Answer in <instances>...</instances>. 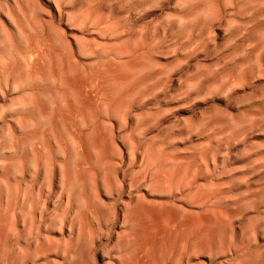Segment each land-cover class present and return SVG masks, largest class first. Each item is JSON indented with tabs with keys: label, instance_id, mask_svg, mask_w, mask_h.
<instances>
[{
	"label": "rangeland",
	"instance_id": "rangeland-1",
	"mask_svg": "<svg viewBox=\"0 0 264 264\" xmlns=\"http://www.w3.org/2000/svg\"><path fill=\"white\" fill-rule=\"evenodd\" d=\"M72 138L81 139L75 145ZM154 178L176 184L166 181L170 192ZM134 196L166 207L151 208L132 228L117 222V231L139 237L134 264H159V254L171 264L172 245L198 234L186 226L211 218L219 222L207 226L220 236L214 246L230 253L217 249L218 263L264 264V0H0V264L43 263L29 256L36 240L28 242L37 236L42 244L43 233L69 241L71 224L83 247L94 232L85 223L90 211L102 215L96 199L113 203L110 219ZM94 201L97 211L85 214ZM180 210L188 220L177 217ZM220 220L226 229L236 226L228 231ZM57 222L65 225L60 239ZM106 239L103 245L116 244ZM143 246L149 262L139 253ZM27 251L28 261L20 256ZM112 252L103 261L119 254Z\"/></svg>",
	"mask_w": 264,
	"mask_h": 264
},
{
	"label": "bare ground",
	"instance_id": "bare-ground-1",
	"mask_svg": "<svg viewBox=\"0 0 264 264\" xmlns=\"http://www.w3.org/2000/svg\"><path fill=\"white\" fill-rule=\"evenodd\" d=\"M82 18V17H81ZM78 22V21H77ZM83 22V21H82ZM31 24V23H30ZM32 28H34V26H32ZM34 30H35V28H34ZM37 31V30H36ZM38 34V33H37ZM39 37V36H38ZM27 41V40H26ZM41 43V42H40ZM40 45V44H39ZM61 45V44H60ZM31 46V45H30ZM38 46V45H37ZM44 48H42V50H43ZM59 49H62V48H59ZM91 49V48H90ZM96 49V48H95ZM99 49V48H98ZM90 51V50H89ZM34 52V51H33ZM63 52V51H62ZM61 52V53H62ZM91 52V51H90ZM11 53V52H10ZM60 53V54H61ZM64 53V52H63ZM66 53V52H65ZM93 53V52H92ZM124 53V52H123ZM23 55V54H22ZM45 55V54H44ZM63 55V54H62ZM89 55V54H88ZM18 56V55H17ZM46 56V55H45ZM16 57V56H15ZM36 58V57H35ZM43 58V57H42ZM63 58V57H62ZM25 61V60H24ZM59 62V61H58ZM28 63V62H27ZM7 64H8V62H7ZM41 64V63H40ZM114 67H115V65H114ZM67 69V68H66ZM112 69V68H111ZM59 76V75H58ZM46 77V76H45ZM60 77H61V75H60ZM81 77V76H80ZM99 77V76H98ZM77 78H79V77H77ZM59 79V78H58ZM96 80V79H95ZM97 81V80H96ZM59 84V83H58ZM93 84V83H92ZM100 85V84H99ZM60 86V85H59ZM62 87V86H61ZM61 87H60V89H61ZM100 87V86H99ZM92 88V87H91ZM106 89V88H105ZM65 92V91H64ZM62 93V92H61ZM68 97V96H67ZM70 97V96H69ZM93 97V96H92ZM97 97V96H96ZM99 97V96H98ZM72 100V99H71ZM54 103V102H53ZM52 103V104H53ZM86 104V103H85ZM20 105V104H19ZM23 106V105H22ZM52 107V106H51ZM70 108V107H69ZM107 109V108H106ZM76 113V112H75ZM85 113V112H84ZM71 114V113H70ZM74 114V113H73ZM82 114V113H81ZM53 115V114H52ZM55 115V114H54ZM77 115V114H76ZM60 116V115H59ZM75 116V115H74ZM45 117V116H44ZM80 117V116H79ZM76 118V117H75ZM78 118V117H77ZM84 118V117H83ZM55 119V118H54ZM80 119V118H79ZM70 120V119H69ZM87 120V119H86ZM58 121H60V120H58ZM76 121V120H75ZM86 122V121H85ZM86 124H87V122H86ZM106 127V126H105ZM217 127V126H216ZM66 131V130H65ZM143 131V130H142ZM104 132H106V131H104ZM70 133H71V131H70ZM71 135V134H70ZM166 135V134H165ZM73 137H74V135H73ZM77 138H78V136H76ZM81 137V136H80ZM86 137V136H85ZM91 137V136H90ZM113 137V136H112ZM158 137V136H157ZM19 138H20V136H19ZM71 138V137H70ZM76 138V139H77ZM105 138V137H104ZM114 138V137H113ZM75 139V140H76ZM81 138H79V139H77V140H80ZM111 139V138H110ZM216 139V138H215ZM71 140V139H70ZM74 140V141H75ZM105 140V139H104ZM72 141H73V138H72ZM73 141V142H74ZM81 141H83V140H81ZM106 141H107V139H106ZM86 142V141H85ZM85 142H83L84 143V145H85ZM90 142V141H89ZM82 143V142H81ZM77 144V142L75 141V145ZM97 144H99V145H101L100 143H98L97 142ZM105 144V143H104ZM106 144H107V142H106ZM92 145H94V143L92 144ZM99 145H97V146H99ZM109 145V144H108ZM147 146V145H146ZM149 146V145H148ZM77 148V147H76ZM80 148H81V146H80ZM150 148V147H149ZM32 149V148H31ZM41 149V148H40ZM78 149V148H77ZM82 149H84V148H82ZM86 149V148H85ZM161 149V148H160ZM143 152V151H142ZM141 152V153H142ZM77 153H78V151H77ZM198 154V153H197ZM213 160V159H212ZM88 161H89V159H88ZM77 164H78V162H77ZM118 164V163H117ZM158 164H159V162H158ZM207 166V165H206ZM121 167V166H120ZM160 167V166H159ZM76 170V169H75ZM146 170V169H145ZM76 173V172H75ZM110 174L112 173V172H109ZM108 173V174H109ZM114 173V172H113ZM113 173H112V175L111 176H115L116 174H114L113 175ZM169 173V172H168ZM70 174V173H69ZM106 175V177H110V174L109 175ZM61 175H63V174H61ZM66 175H68V174H65V176ZM82 175V176H81ZM80 176H79V174L78 175H74L75 177L76 176H78V178H80V177H83L84 176V174H81ZM102 175V174H101ZM57 176V175H56ZM64 176V175H63ZM64 176V177H65ZM71 176V178L70 179H73L74 180V177L72 178V174L70 175ZM69 176V177H70ZM88 176V175H87ZM66 177H68V176H66ZM68 177V178H69ZM85 177V176H84ZM83 177V178H84ZM91 177V176H90ZM93 177V176H92ZM91 177V178H92ZM98 177V176H97ZM97 177H95V178H97ZM99 177H101V176H99ZM103 177V176H102ZM106 177H103L104 179L106 178ZM144 177V176H143ZM163 177V176H162ZM178 177V176H177ZM59 178V177H58ZM82 178V179H83ZM91 178H88L87 177V179H86V177L84 178V181H85V179H86V181L88 182V180L89 181H91V180H93V179H91ZM112 178V177H111ZM117 178V177H116ZM151 178H153V177H151ZM65 179H67V178H65ZM65 179H63V180H65ZM77 179V178H76ZM91 179V180H90ZM108 179V178H107ZM114 178H112V180H113ZM150 179V178H149ZM157 179V182H156V180H155V178H154V182L157 184V183H159L158 182V178H156ZM180 179V178H179ZM62 180V179H61ZM73 180H70V181H68V182H70L71 184H70V186L72 185V182L71 181H73ZM99 180V179H98ZM112 180H110L111 182H113V185H116L114 182H115V179L112 181ZM117 180V179H116ZM161 180H163V179H160L159 181H160V183L161 182H163V181H161ZM185 180V179H184ZM76 181V180H75ZM79 181H82L81 179H79ZM86 181H85V183H86ZM148 181V180H147ZM149 181H152V184H154V182H153V179H151V180H149ZM166 181H167V184H168V181H169V178L167 179V178H165V183H166ZM171 181V180H170ZM169 181V183H171ZM189 181V180H188ZM118 182V181H117ZM64 183V182H63ZM62 183V184H63ZM83 183V182H82ZM91 183H93V181H91ZM91 183L89 182V184L91 185ZM160 183L159 184H157L158 185V187L159 186H161V188L163 187L162 185H160ZM164 182H163V184H165ZM173 184H176V183H174V182H172ZM171 183V184H172ZM67 184V183H66ZM69 184V183H68ZM78 184V183H77ZM135 184H137V183H135ZM134 184V185H135ZM140 184V183H139ZM149 184H151V182L149 183ZM148 184V185H149ZM156 184H154V185H156ZM167 184H165V186L167 185ZM64 185V184H63ZM82 185H84L85 186V184H82ZM93 185V184H92ZM91 185V186H92ZM118 185V184H117ZM153 185V187L152 188H154L155 186ZM178 185V184H177ZM69 186V185H68ZM78 186V185H77ZM79 186H80V183H79ZM121 185H119V187H120ZM132 186V185H131ZM168 186L169 185H167L166 186V188H168ZM171 186V185H170ZM170 186H169V188H170ZM173 186V185H172ZM73 187V186H72ZM86 187V186H85ZM114 187V186H113ZM118 186H117V188H119ZM133 187H135V186H133ZM132 187V188H133ZM148 187H151L150 185L148 186ZM157 187V186H156ZM174 187H175V185H174ZM75 188V187H74ZM83 188V187H82ZM114 188H116V186L114 187ZM131 188V187H130ZM160 188V187H159ZM169 188L167 189V190H169ZM173 188V187H172ZM226 188V187H225ZM94 189H95V186H94ZM94 189H92V191H94ZM102 189V188H101ZM100 189V190H101ZM112 189V188H111ZM120 189H122V187L120 188ZM72 190V189H71ZM70 190V191H71ZM89 190V189H88ZM91 190V189H90ZM96 190V189H95ZM100 190H99V192H100ZM113 190V189H112ZM112 190H108L107 192H109V191H112ZM144 190V189H143ZM74 191V190H73ZM91 191V193H93ZM115 191H117V189L115 190ZM170 192H171V188H170V190H169ZM213 190H211V193H210V191H209V193L210 194H214L213 192H212ZM114 192V191H113ZM200 192H202L201 193V195L202 196H205V195H207L206 193H204L203 191H200ZM207 192V191H206ZM217 191H215V193H216ZM71 193H74V192H71ZM122 192L120 191V194H121ZM156 193V192H155ZM196 193V192H195ZM195 193H194V195H195ZM218 193V192H217ZM68 194H70V193H68ZM96 194V192L94 191V195ZM98 194V193H97ZM101 194V193H100ZM111 195V193H108V195ZM115 194V193H114ZM120 194H118L117 193V196L118 195H120ZM130 194H132V193H129L128 194V196L130 195ZM108 196V197H110L111 198V196H112V198L114 197L113 195H111V196ZM125 195V194H124ZM123 195V196H124ZM194 195H192V198H193V196ZM198 195H200V193L198 194ZM217 195V194H216ZM216 195H214L213 197H215ZM96 196H98V195H96ZM126 196V195H125ZM141 196V195H140ZM139 196V197H140ZM196 196H197V194H196ZM196 196H194V197H196ZM201 196V197H202ZM207 196H209V194L207 195ZM207 196H205L206 198H208ZM212 196V195H211ZM210 196V197H211ZM71 197V196H70ZM94 197V196H93ZM99 197V196H98ZM127 197V196H126ZM130 197V196H129ZM128 197V198H129ZM134 197H136V196H134ZM139 197H136V198H134V199H136V200H132L133 202H135V203H129V204H126V203H123V205H120L119 207H117L116 208V210H118L117 212H121V214H122V210H125L126 212L125 213H127L126 215H125V213L123 214V215H121L120 213L119 214H115L116 213V211H114V210H112L113 208L112 207H110V206H113V203H109L110 205H108V204H105L106 202V200L104 201V202H102L100 199H96V200H98V202L96 203V205L97 206H99V209L101 208V213H102V215L100 216V212L98 213V214H95V213H93V211L92 210H94V208H92V210L90 211V214H89V210L91 209V207H96L95 209V211H97V206H94L95 205V202L96 201H94V204L93 205H88L89 207H86V210H88L87 208H90L87 212L83 209L82 211L83 212H85V214H89V218H87L86 216H85V214L83 213L82 215H84L86 218H87V221L86 220H84V219H86V218H84L83 216H81V214H80V218H79V215H78V222L77 223H79V221H80V223L79 224H81V222H83L81 225H83L82 227L85 229V227H84V225H86V224H88V226H91L92 227V229H93V231L94 232H92V234H91V236H88V237H86L85 236V238H83V247H79L78 246V244L80 245V244H82V243H80V240H79V242H78V244L76 243V240H75V235H76V233L74 232V230L72 229V227H73V225L71 224L72 223V221L75 219L76 221H77V219L74 217H72V219L73 220H71L70 219V224L71 225H69V227L71 226V228L69 229V233H71V235L73 236V238H71L69 241H66L67 240V238H66V240L65 241H57V238L56 239H54V240H52L51 238H49V236H44V233L43 234H41L43 231H42V229H41V235L43 236V238L41 237V239H43V243L41 244L40 242H38V239H36L37 238V236L35 237V236H33V237H35V239H31L28 243H30L32 240H36V242H33V243H31L30 245H31V248H29L30 250H31V253H29L28 251H27V255H22V254H20V256H22L21 258L23 259V257H24V259L26 258V256H28V253H29V256L30 257H32V258H39V260H40V258H43L44 259V262L43 263H40V264H134L135 263V259H137V256H138V254H135V251H134V249L132 250V247H133V245H135L136 244V242H137V238L139 239V237L137 236V233H129V234H127L126 232H123V231H120V230H118L117 231V229H116V224H117V222L119 221L120 222V224H123V225H128V226H130L131 228L133 227V226H135V223L137 222V220H139V218L140 217H148V219H149V212L151 211V208H152V205H155V206H157V204L155 203V202H148V201H146L145 200V197L144 198H141V199H139ZM198 197V196H197ZM200 197V196H199ZM200 197V198H201ZM205 197H203V198H205ZM212 197V198H213ZM111 198V199H112ZM191 197H189V199H190ZM191 198V199H192ZM199 198V199H200ZM205 198V199H206ZM212 198H211V201H212ZM123 199V198H122ZM190 199V200H191ZM209 200H210V198H208ZM223 199V198H222ZM115 200V199H114ZM194 200H196V198L194 199ZM201 200V202L200 201H198L199 202V204H204V206H205V203L206 202H204L203 203V201H202V199H200ZM71 201V200H70ZM129 201H130V198H129ZM193 201V200H192ZM191 201V202H192ZM197 201V200H196ZM205 201V200H204ZM210 201V202H211ZM198 202H194V203H197V206H199L198 205ZM209 202V201H208ZM222 202L224 203V200L223 201H221V204H222ZM71 203V202H70ZM169 203V202H168ZM194 203H193V206L195 207V205H194ZM160 204V203H159ZM167 204V203H166ZM189 204H192V203H189ZM207 204V203H206ZM210 204V203H209ZM209 204H208V206H209ZM160 205H162V204H160ZM71 206H72V204H71ZM163 206V205H162ZM169 206V205H168ZM171 206V205H170ZM192 206V205H191ZM192 206V207H193ZM196 206V207H197ZM223 206H224V204H223ZM53 207V206H52ZM74 207H75V205H74ZM116 207V206H115ZM149 207V208H148ZM256 209H259V208H257V206H254ZM253 207V208H254ZM66 208H68V205H67V207ZM70 208V207H69ZM85 208V207H84ZM154 208H156V207H154ZM172 208V207H171ZM179 208V207H178ZM181 208V207H180ZM183 208V207H182ZM197 208H204L203 207V205L201 206L200 205V207H197ZM76 209V208H75ZM74 208H73V210H75ZM78 209H80V208H78ZM153 209V208H152ZM165 209H166V207H165ZM165 209H162V208H158V210H162V211H164ZM168 209H170V207L168 208ZM167 209V210H168ZM174 209V208H173ZM252 209V208H251ZM153 210H155V211H158L157 209H153ZM184 210H185V208H184ZM184 210H180L181 212L177 215V213L179 212H177V210H176V215H177V217L181 220V221H183V220H185V218H187V220H188V217L186 216L187 215V213H186V211H184ZM187 210V209H186ZM193 210H195V209H193ZM201 210V209H200ZM207 210V209H206ZM68 211V210H67ZM70 211V210H69ZM78 211H80V210H78ZM77 211V212H78ZM82 211L80 212V213H82ZM94 211V212H95ZM100 211V210H99ZM112 211H114L113 212V214H115V215H117V217L115 218V215H114V218H115V220H113L112 221V218L110 217V219L108 218V215H110V214H112L111 212ZM208 211V210H207ZM239 211V210H238ZM241 211V210H240ZM255 211V210H254ZM257 211H259V210H257ZM75 212V211H74ZM77 212H76V214H77ZM93 214H92V213ZM165 212V211H164ZM193 212V211H192ZM202 212V211H201ZM203 212H204V210H203ZM243 212V211H242ZM250 212H251V210H250ZM249 212V213H250ZM70 213V212H69ZM71 213H73V211H71ZM97 213V212H96ZM160 213V212H159ZM208 213H211V212H209L208 211ZM233 213H235V212H233ZM236 213H237V211H236ZM240 213V212H239ZM239 213H237V214H239ZM254 213V212H253ZM75 214V213H74ZM74 214H72V216H74ZM75 214V215H76ZM175 214V213H174ZM192 214V213H191ZM214 214V213H213ZM210 215V216H208V217H210L211 218V216L213 217L214 215ZM222 214V213H221ZM226 214H228V213H226ZM237 214H233V215H237ZM245 214V213H244ZM99 215V216H98ZM203 215V214H202ZM201 215V216H202ZM229 215V214H228ZM228 215H226V216H228ZM240 216H241V214H239ZM239 215H237V216H239ZM243 215V214H242ZM159 218L161 219V220H164L163 219V217H164V213L163 212H161V215L159 214ZM198 216V215H197ZM216 216H218V215H216ZM215 216V217H216ZM230 216H232V215H230ZM243 216H245V215H243ZM252 216H253V214H252ZM84 219H83V218ZM101 219H100V218ZM195 217H196V215H195ZM205 217H207V214H205ZM207 217V218H208ZM233 217V216H232ZM257 217H258V214H257ZM262 217H264V216H262ZM54 218V217H53ZM71 218V217H70ZM82 218V219H81ZM113 218V219H114ZM189 218H191V217H189ZM198 218V217H197ZM207 218H205L206 220H207ZM209 218V219H210ZM222 218H225L224 216L222 217ZM227 218V217H226ZM228 218H229V216H228ZM227 218V219H228ZM241 218H243V217H241ZM241 218H240V220H241ZM147 219V218H146ZM156 219V218H155ZM178 219V220H179ZM193 219V218H192ZM195 219V218H194ZM199 219H201V218H199ZM198 219V220H199ZM205 219H201V220H205ZM208 219V220H209ZM213 218H211V222L213 221L212 220ZM217 219V218H216ZM225 220V219H223L224 221H226V224L228 225L229 223H231L230 222V220ZM83 220V221H82ZM145 220V219H144ZM179 220V221H180ZM197 220V221H198ZM214 220H215V218H214ZM257 220V219H256ZM84 221H86L85 223H84ZM89 221V222H88ZM216 221H218V220H216ZM221 221V220H220ZM224 221H221V222H224ZM235 221V220H234ZM236 221H238V222H240L239 220H238V218H237V220ZM248 221V220H247ZM134 222V223H133ZM158 222H159V220H158ZM158 222H157V224H158ZM170 222V221H169ZM176 222V221H175ZM194 222V221H193ZM201 222V221H200ZM210 222V223H211ZM214 222V221H213ZM212 222V224L213 225H215V224H217L218 226H219V222H215V224ZM220 222V223H221ZM229 222V223H228ZM242 222V221H241ZM243 222H245L244 220H243ZM58 223V222H57ZM63 223H64V221H63ZM156 223V222H155ZM164 223V222H163ZM184 223V222H183ZM209 222L207 221V224H208ZM209 223V224H210ZM262 223H264V222H262ZM262 223H260V224H262ZM49 224V223H48ZM56 224V223H55ZM55 224H54V227H55ZM64 224H66V223H64ZM62 225V222H60V225H62L61 227H60V225H59V223H58V225H59V229H57V234L58 233H60V236L58 237L59 239H60V237H61V235H62V237H63V232H64V230L63 231H61L60 230V228H62V227H64L65 225ZM160 224V223H159ZM167 224V223H166ZM165 224V225H166ZM170 224H172V228H173V222L171 221L170 222ZM169 224V226L171 227V225ZM175 224V223H174ZM187 224V223H186ZM208 224V225H209ZM212 224H210V227H211V225ZM222 224V225H221ZM220 225H221V227H224V225H225V222H224V224L223 223H221ZM259 224V223H258ZM23 225V224H22ZM47 225V224H46ZM68 225V224H67ZM81 225H79V226H77L76 228H77V230L80 228V226ZM180 225V224H179ZM208 225H206V223H199V225L198 224H196V222H194V223H192V221H191V224L190 225H188V226H186V230L187 231H190V230H193V229H198L197 231H198V234H195V235H193L191 232L189 233L190 235L189 236H185V237H181L182 239H180L179 241H177L178 243H180V244H177V242L176 243H174V244H177V245H172L173 246V251H172V253L171 254H169L170 255V257H171V264H223V263H218V257H219V253H220V256L222 255L221 253L222 252H220V250H222L221 248H223V247H221L220 246V250L218 249V248H216V247H218L220 244H219V242L220 241H218V246H216L215 244H216V242H217V240H220L218 237H220V236H216V234H218V231H217V233H215V236H213L214 234H213V232H215V229H214V231L212 232V235H210V234H208ZM216 225V226H217ZM226 225V226H227ZM233 225V227L234 226H236V225H234V224H230L228 227L229 228H227L228 229V231L231 229L230 228V226H232ZM245 225V224H244ZM248 225H249V221H248ZM247 225V226H248ZM250 225H251V223H250ZM45 226V225H44ZM48 226V225H47ZM76 226V225H75ZM87 226V227H88ZM168 226V225H167ZM167 226H164V227H167ZM198 226V227H197ZM225 226V227H226ZM254 226V225H253ZM258 226H260V225H258ZM257 226V227H258ZM46 227V226H45ZM49 227V226H48ZM47 227V228H48ZM68 227V226H67ZM68 227V228H69ZM124 227V226H123ZM159 227H160V225H159ZM162 227V226H161ZM213 227V226H212ZM224 227V229H226ZM249 227V226H248ZM47 228H45V230L47 229ZM66 228V227H65ZM68 228H66V230L68 229ZM158 228V227H157ZM215 228H217V227H215ZM243 228H245V227H243ZM263 229H264V227H262ZM54 229H56V227L54 228ZM53 229V230H54ZM75 229V228H74ZM84 229H82V230H84ZM89 229V228H88ZM91 229V228H90ZM118 229H120L119 227H118ZM196 229H195V232H197L196 231ZM226 229V230H227ZM240 229V228H239ZM242 229V228H241ZM252 230H253V228H251ZM250 229V230H251ZM261 229V228H260ZM44 230V231H45ZM150 230V229H149ZM185 230V231H186ZM225 230V231H226ZM238 230V229H237ZM243 230V229H242ZM251 230V231H252ZM262 230V229H261ZM59 231H61V232H59ZM79 231V230H78ZM140 231V230H139ZM194 231V230H193ZM245 231V230H244ZM251 231H249V233L251 232ZM258 231H260V230H258ZM1 232H4L3 230H1L0 229V237H1V239H2V241H5L4 239H3V235H2V233ZM49 232V231H48ZM52 233H53V231H51ZM66 232V231H65ZM84 232V231H83ZM137 232V231H136ZM232 232H233V230H232ZM235 232H236V230H235ZM246 232H248V231H246ZM253 232V231H252ZM252 232L250 233V234H252ZM264 232V231H263ZM7 233V232H6ZM37 233H39V232H37ZM36 233V234H37ZM45 233H47L46 231H45ZM52 233H50V234H52ZM56 233V232H55ZM221 233H224L223 231H221ZM220 233V234H221ZM227 233V232H226ZM249 233H248V235H246V236H248L249 237ZM256 233V232H255ZM259 233V232H258ZM261 233V232H260ZM5 234V233H4ZM54 234V233H53ZM56 234V235H57ZM80 234V233H79ZM78 234V235H79ZM140 234V233H139ZM29 235H31V234H29ZM39 235V234H38ZM47 235V234H46ZM49 235V234H48ZM59 235V234H58ZM57 235V236H58ZM70 235V234H69ZM70 235V236H71ZM223 235V234H222ZM225 235H227V234H225ZM225 235H223V236H225ZM237 235V234H236ZM258 235V234H257ZM256 235V236H257ZM260 235V234H259ZM7 236V235H6ZM52 236V235H51ZM56 236V237H57ZM80 237H81V234L79 235ZM222 236V237H223ZM243 236H245V234L243 235ZM243 236H242V238H243ZM245 236V237H246ZM30 236H28V238H29ZM68 237V236H67ZM80 237H76V239L78 240ZM108 239L109 237H111V239L113 238H116V244H113V247L112 248H110L109 247V241H108V244L106 243L105 245H103V239L105 240L106 238ZM221 237V238H222ZM248 237H246V238H248ZM252 238L251 239H254L253 237L254 236H251ZM259 237V236H258ZM39 238V240H40V237H38ZM69 238V237H68ZM225 238H229V236H226V237H224V240H225ZM234 238V237H233ZM1 239H0V242H2L1 241ZM64 238H61V240H63ZM107 239H106V241H107ZM230 239V238H229ZM245 239V238H244ZM244 239H241V240H244ZM249 240H251L250 239V237L248 238ZM248 239L246 240V241H248ZM21 241L20 240V238H18L17 239V241ZM27 240H29V239H27ZM27 240H25L24 239V242L25 241H27ZM150 240V239H149ZM236 240V239H235ZM234 240V241H235ZM259 241H260V238L258 239ZM18 241V242H19ZM82 241V240H81ZM105 241V242H106ZM226 241V240H225ZM225 241H223V242H225ZM231 242H232V240H230ZM233 241V242H234ZM237 241V240H236ZM259 241L257 242L258 244H259ZM23 242V241H22ZM3 243V242H2ZM41 244L40 246L38 245V244ZM226 243H228V241H226ZM225 243V244H226ZM244 242H242V244H243ZM231 244V243H230ZM240 244V243H239ZM242 244H240V246L238 247V249H240V247H241V245ZM245 244V243H244ZM247 244V243H246ZM246 244H245V247H247V248H249L248 246H246ZM216 247H215V246ZM223 245H224V243H223ZM228 245V244H227ZM232 245V244H231ZM248 245H250V244H248ZM252 245V244H251ZM27 246H28V244H27ZM81 246V245H80ZM101 246H105V249H100L101 248ZM147 246H149V245H147ZM171 246V247H172ZM243 246V245H242ZM254 246V245H253ZM2 247V246H1ZM245 247H243V248H245ZM252 247V246H251ZM259 247V246H258ZM63 248H64V250H63ZM216 248V249H215ZM226 248V247H225ZM224 248V249H225ZM243 248H241V250L243 249ZM20 249H22V247L21 248H18V252L20 251ZM24 249V248H23ZM136 249V248H135ZM217 249L219 250V253L217 252ZM223 249V250H224ZM237 249V252L239 251ZM1 250V249H0ZM25 250V249H24ZM77 250H79V254H77ZM228 250H229V248H228ZM240 250V253H241V256L243 257V256H245L246 254H248L247 252L244 254V255H242L243 253V251H241ZM245 250V249H244ZM111 251H114L115 253H117L118 254V256L117 257H115V259L113 258V261H111V262H105V261H103V259L105 258V256L109 253V252H111ZM227 250L225 249V252H226ZM249 251H250V249H249ZM248 251V252H249ZM251 251H252V249H251ZM250 251V252H251ZM21 252V251H20ZM114 252H112V253H114ZM224 252V251H223ZM229 252V251H228ZM227 252V253H228ZM264 252V251H263ZM21 253H24L23 252V250H22V252ZM139 253H141L143 256H144V259H146L148 262L150 261V255H149V252H148V249H147V247L146 246H143V248H142V250H140V252ZM218 253V254H217ZM254 253V252H253ZM26 254V253H25ZM77 254V255H76ZM225 255H228V254H230V253H228V254H226V253H224ZM222 255V257L224 256V257H226L225 255ZM249 255H250V253H249ZM248 255V256H249ZM260 254H258V256H259ZM143 256L141 257V258H143ZM230 256V255H229ZM247 256V257H248ZM258 256H256V257H258ZM17 257H19L18 255H17ZM161 257H163V255H161ZM170 257H168L167 258V260L170 258ZM221 257V258H222ZM237 256H235V258H236ZM241 257V258H242ZM247 257H245V258H247ZM264 257V256H263ZM262 256L261 257H259V258H263ZM20 258V257H19ZM110 257H108V259H107V261L108 260H111V259H109ZM138 258H140L139 256H138ZM166 258V257H165ZM227 258V257H226ZM245 258H243V261H244V259ZM249 258V257H248ZM28 259L29 258H27V260L26 261H28ZM223 259V258H222ZM233 259V258H232ZM254 259V258H253ZM252 259V260H253ZM264 259V258H263ZM15 260V259H14ZM23 261V262H26V261ZM30 260H31V258H30ZM36 260V259H35ZM34 260V261H35ZM143 260V259H142ZM158 260H159V264H165L164 263V261H161V258H160V254H159V258H158ZM166 260V261H167ZM257 260H259V259H256V261ZM4 261V260H3ZM9 262H10V260H8ZM16 261V260H15ZM34 261L33 262H29L30 264H32V263H34ZM43 261V260H42ZM233 261V260H232ZM241 261H242V259H241ZM261 261V260H260ZM264 261V260H263ZM263 261H262V263H263ZM13 262V261H12ZM19 262H21V259L19 260ZM22 262V263H23ZM36 262V261H35ZM237 262V261H236ZM235 262V263H236ZM252 261H248V263H251ZM254 262V261H253ZM2 263V262H1ZM36 263H38V261L36 262ZM240 263V262H239ZM247 263V264H248ZM261 263V262H260ZM3 264V263H2ZM5 264V263H4ZM12 264V263H11ZM15 264V263H14ZM20 264V263H19ZM157 264V263H156ZM228 264V263H227ZM244 264V263H243ZM253 264V263H252ZM257 264V263H256Z\"/></svg>",
	"mask_w": 264,
	"mask_h": 264
}]
</instances>
